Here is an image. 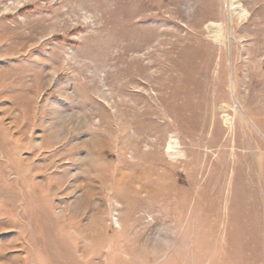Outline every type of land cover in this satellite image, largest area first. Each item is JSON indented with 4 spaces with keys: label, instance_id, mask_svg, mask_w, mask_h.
<instances>
[{
    "label": "rangeland",
    "instance_id": "rangeland-1",
    "mask_svg": "<svg viewBox=\"0 0 264 264\" xmlns=\"http://www.w3.org/2000/svg\"><path fill=\"white\" fill-rule=\"evenodd\" d=\"M235 1L0 0V264H264V0Z\"/></svg>",
    "mask_w": 264,
    "mask_h": 264
},
{
    "label": "bare ground",
    "instance_id": "bare-ground-1",
    "mask_svg": "<svg viewBox=\"0 0 264 264\" xmlns=\"http://www.w3.org/2000/svg\"><path fill=\"white\" fill-rule=\"evenodd\" d=\"M234 3L236 4L237 3V1H235L234 0ZM237 7V8H236ZM235 8L238 10V12L237 13H239V15H244L245 13H246V10L245 9H243V8H241V7H239L238 6V4L235 6ZM216 29L214 28V31H215ZM170 148H171V150H172V152H176L175 151V149H174V145L171 143V145H170ZM178 151V150H177ZM0 253H1V248H0Z\"/></svg>",
    "mask_w": 264,
    "mask_h": 264
}]
</instances>
